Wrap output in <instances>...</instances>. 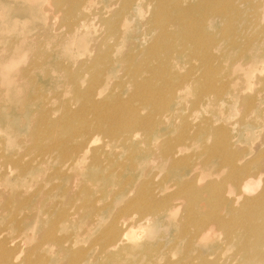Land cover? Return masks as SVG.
<instances>
[{
    "label": "bare ground",
    "instance_id": "obj_1",
    "mask_svg": "<svg viewBox=\"0 0 264 264\" xmlns=\"http://www.w3.org/2000/svg\"><path fill=\"white\" fill-rule=\"evenodd\" d=\"M66 1L69 29L63 37L60 33L61 52L81 47V53L86 54L75 69L67 63L72 56L51 63L52 54L46 52L44 42L40 47L36 40L40 52L37 49L38 53L26 57H22L25 47L9 40L11 44L5 49L6 54L10 48L11 52L0 64L1 82L11 89L22 84L34 87L28 102L42 96L43 84L37 82V76L52 77L59 71L62 81L68 80L66 85L78 105L71 109L70 103L62 101V116L60 113L54 120L44 104L38 109L32 127L36 140L31 148L39 151L35 164L45 167L44 177L34 196H13L19 210L27 209L20 220L23 226L19 227L25 230L21 236L34 234L36 222L32 219L38 218L43 225L47 223L39 226L43 249L61 257L56 264H84L86 249L74 248L75 241L67 242L62 231L84 215H89L85 221L88 227L96 226L101 212L113 208L114 214L95 238L99 255L111 257L126 247L133 250L141 244L145 223L165 217L176 227L174 239L155 242L148 253L147 243L141 244L143 255L136 260L152 263V259L180 258V264H219L208 262L204 256L211 253L203 254L200 246L210 241L215 227H220L225 240L234 241V255L242 257L239 264H264V74L259 76L264 70V0H108L106 8L96 12L90 8L92 0ZM148 8L143 21L147 38L143 35V42L126 44L133 16H142ZM218 17L229 24L215 39L209 29ZM87 19L102 24L105 32L97 36L100 44L89 42L96 36L84 29ZM120 44L122 51L117 50ZM179 56L182 61H178ZM186 57L199 64L188 76L180 77L177 74L186 67ZM21 59L27 65H20ZM116 73L120 75L117 79ZM189 81L200 83L196 95L200 98L193 104L198 109L203 104L217 106L215 117L204 116L194 124L183 114L186 103L176 102V98ZM105 90L107 100H101ZM202 96L210 100H200ZM228 115L234 116V121H227ZM59 120L69 126L68 137L57 136ZM91 130L106 135L102 145H95L96 135ZM39 137L49 142L41 143ZM209 138L213 139L210 143ZM251 138L255 139L249 145L242 143ZM109 146L111 149L106 148ZM144 159L151 171L147 176L142 172L141 178L132 176L131 170ZM210 159L219 167L214 170L215 181L206 167L201 169ZM12 162L23 174L26 166L19 165L17 159ZM84 162V167H101L100 175L90 177L93 183L77 184L67 171L77 165L82 168ZM224 169L226 173L217 178ZM108 180L117 186L112 197L120 196L122 205H115L114 200L102 205L101 193L93 195L92 186L98 181H105L102 193L107 192L111 186ZM10 240L0 239V264H13L10 257L18 251ZM37 249L39 246H29L21 262L49 264V256ZM67 252L69 256L63 260ZM33 253L37 254L29 258Z\"/></svg>",
    "mask_w": 264,
    "mask_h": 264
},
{
    "label": "rangeland",
    "instance_id": "obj_2",
    "mask_svg": "<svg viewBox=\"0 0 264 264\" xmlns=\"http://www.w3.org/2000/svg\"><path fill=\"white\" fill-rule=\"evenodd\" d=\"M31 1L29 2L27 0H0V44H1L0 64H1V59L4 58V55L7 56L11 52V48H10L11 45H10L9 46L10 49L8 50L6 54V49H7L6 46L8 47L7 43L11 44L10 43L11 41L8 42L9 40L19 42L23 45V47H25V49L23 48L22 57H26L30 55L32 56L35 54V52L38 53L37 52L39 50L38 45L41 47V45H43V42H44V45H43L44 49L47 50L46 52L48 54H52V55H49L51 58V61H53L51 63H55L58 60H62V58L64 57H65V60L68 58L71 59V56H72V59L68 60L67 63L72 64L73 66L71 65V67L75 69L78 66L79 61L81 59L83 60L85 59L86 54L81 53L82 52L81 47L78 51H76L77 49L76 47H75L76 49L74 47H71L70 51H67V53L64 51H62L63 53L61 52L60 43H61L62 37L66 35V30L68 32V29H69L68 28L69 26L66 24V21H67L66 10L68 7L66 5L67 1L66 0H61V1L35 0L32 3ZM92 1H93L92 2L93 4L90 6V8L91 10L95 9V12L96 10L98 11L99 8L105 9L106 8L105 6L108 5V0H92ZM119 1L120 0H117V3H119ZM225 1L226 0H219V3H223ZM145 10L146 11L142 14V16L141 14H139V17L133 16V19L131 21V26H130L131 29H129L128 37L125 39L126 44L132 41L134 42L144 41L143 35L144 37L146 35L144 34L145 29H144L143 21L147 17L150 11V8L145 9ZM248 10L255 12V13L257 11L260 12L259 8H257V11L254 10L253 8H250ZM46 12H48L47 15H46ZM65 17H66V20H65ZM214 20L216 23H214L213 27L209 29V32L214 35L215 39H218V37L220 36L221 29L222 28L225 29L226 25H228L229 22L225 23V21L220 19L219 17ZM86 22L88 24L87 26L84 27V29L86 28L87 31L89 30L88 32L92 35V37L96 36L94 42H92V40L89 42L94 43V44L95 43L100 44L99 40L101 39L98 40L99 37L97 36L103 30L102 24L97 19H87ZM251 32L252 31H250L249 33ZM256 32L257 30L252 32L251 34H255ZM60 33L62 37L60 36ZM102 34L103 32L99 36H102ZM56 35L57 37H55ZM26 36H29V37L26 38ZM48 36H49V39H48ZM35 40L37 41L38 45L37 43H35ZM55 41L56 43H54ZM51 42L55 44L54 46L57 49L53 46ZM108 42L112 43L111 40L110 41L108 40ZM50 45L52 49L54 48L53 50L51 48H48V46L50 47ZM1 47L4 49L6 48V49L4 50ZM48 49H49V52H48ZM121 49L124 50L123 44H120L117 50L120 51ZM54 50H55V53H53ZM50 58L49 60L47 59L49 62H50ZM182 59L183 58L179 56L178 61L179 60L182 61ZM186 60H187L186 67L181 68L179 70V73L177 74L180 77L188 76L191 73V71L194 70L199 64L198 61L189 59L188 57H186ZM71 61L72 63H70ZM19 64L27 65V61H23V59H21ZM75 64H77V66ZM220 64L221 65L219 66L221 68L222 63L220 62ZM225 64L226 63H224V65ZM0 69H1V65H0ZM56 74L57 75H53L52 77L37 76V79H39V81L37 82L38 83L40 82L39 84H43L41 88L42 96H39L38 98L36 97L35 99L28 102L27 101L28 98H30L34 94V91H33L34 87H31V86L27 87L26 85L22 84L19 88L16 87V89L15 88L11 89L8 84L1 82L2 72H0V77H1L0 78V90L3 89L0 92V163L2 162L5 163L4 167L0 166V239H6V238L11 239L10 243L12 245L17 244L15 246V249L18 252L14 255H18V257L14 258L13 257L14 255L10 257V261L13 264H23V262H21V259L26 255V252L29 246H39V249H37L38 253L47 254L49 256V264H56L58 263V261L61 260V257L57 255V253H51L50 250H46L45 252V250L43 249L41 237L39 236V232H40L39 226L40 224H42L40 219L38 218L32 219L34 220V222H36V226H35L34 234L31 235V237L24 238L21 236L23 235L22 232H25V230H22L20 228L23 226V223L20 222V220L23 218L27 209L19 210V207L14 202L15 199L13 198V196H15L16 194H21L22 197L24 195H27V193L34 196L39 184L43 183L44 176H43L42 171H44L45 167L38 166L37 164H35L36 160L39 158V155H38L39 151L37 149L31 148V146H33L34 144V140H36V138H34V136L32 135V127L34 125L33 122H35V119H36L35 117H37L36 115L39 113L40 109H42L43 104L47 108H49L50 113L53 114L52 116L50 115L51 120L56 119L55 116H57L58 118L59 116L58 114L61 113V108L59 106L62 101L66 103H70L68 105L69 107H71V109L72 108L74 109V107L77 108L78 106V105L77 106L75 105L77 103H75L73 100V97H74L73 92L69 90V85H66L68 80L63 79L65 82V86H64V82L62 81L63 74H60L59 71H57ZM263 74H264V70L259 74V76ZM119 76L120 75L117 74V76H115V79H117V77L119 78ZM174 82L178 83L179 80L175 79ZM186 84L184 87H182V93L176 98V102L185 101L186 108H184L182 112L183 114L187 116V119H189L191 122L195 124V123H199L201 118L204 116H209L210 118L212 116L215 117L216 112H217V106L203 104L198 109L197 106L193 104L194 101H198V99L200 98V97H196L198 93L197 90H198L200 83L196 84V83L191 82L187 85ZM84 87L85 85L82 88ZM29 93H31V95H29ZM10 97H11V100L13 97H16V98H13V102H11ZM18 98H19V101H18ZM99 98L101 100H107V91L106 90L103 91ZM96 100L101 101L99 99H96ZM200 100H210V98H208L207 96H202ZM14 101L16 102V104ZM58 108H59V111H58ZM60 116H62V113L60 114ZM225 118L227 119V121H232L233 119L231 120V118H235V117L232 115H228ZM59 122L60 120L56 122L58 123V125L57 124L56 125L60 126V130L57 131V136H60L61 138L62 137L65 138L66 136L68 137L69 126L67 125L66 122H61V123ZM82 125L83 124L79 123L80 127H82ZM90 133H95L96 135V141H95L96 146L102 145V143L107 139L106 135L103 133L99 134L93 130H91ZM43 138L39 137L38 140H41L40 141L41 143L49 142L48 138L47 140ZM254 139L253 138L245 139V141H243L242 143L249 145L250 143L253 142ZM212 140L213 139L209 138L208 143L212 142ZM106 148L111 149L110 146ZM198 148L199 146L197 147V149ZM119 158L122 159V155ZM201 158L202 156L199 158V162H201ZM14 159L18 160L19 165L26 166L23 174L20 172L22 171L21 168L12 162ZM84 164L86 165V163L84 162L82 168L80 167V165H77L67 171L68 175L75 177V178L71 177V180L75 181L77 184H79L80 182L81 183H93L94 181H92L90 177L93 174H95V176L100 175L101 170H98V169H101V167H97V168L84 167ZM148 166L149 165L147 161L144 159L142 163L138 166V168H136L135 170H131L132 176L135 175L141 178L143 176L144 171L147 176V174L149 173V170L151 171V166H149L148 169L146 168ZM78 167H80L81 169H79ZM203 167H206L208 171L212 173L210 175V178H212L215 181L214 170L219 167L216 162L214 163V159L212 160L210 159L208 162V165L203 164L201 166V169ZM160 169L161 168H159V170ZM225 173H226V170L224 169L223 171L219 173L217 178L221 179ZM62 181L65 183L69 182V180L67 181L66 179ZM108 182L110 183L111 186L108 188V191L105 192L104 194L102 193L103 188L107 186L105 185V181L96 182V185L94 184L92 186L94 190L93 195L99 196L101 193V197L99 198V201H100V204L102 205L112 200L115 201V205H118V206L122 205L123 201L121 200L120 196L116 195L114 198L112 197V191H115L117 186L113 184L112 180H108ZM5 197L9 199L7 200L5 199ZM101 213H102L100 216L101 218L97 220L98 222L96 223V226L89 225L88 227V221L86 224H85V221L89 219L88 218L89 215L88 216L84 215L83 217H79V222L67 224L65 228L66 230L62 231L64 232V234L66 233V236L68 237V239L66 240L67 242L69 239L70 240L73 239L75 241L74 248L81 247L84 251L86 249L87 251L86 260L87 261H85L84 264H115V263L117 264H166V263L180 264L181 262L180 258L152 259V263L148 259H145V260L135 259L137 257H140V255H143L141 251L142 249L144 250V247H142L141 244L147 243L146 245L148 246L147 247L148 249L146 248L147 250H145L146 251L145 253H148L151 250L150 245L152 247L155 242L165 241V243H167L166 241L170 239H174L173 235H174V231L176 230V227L174 223L171 221V219L169 220L168 218L166 219L165 217L164 218L159 217L157 218V220L153 222H152L153 219L151 221L147 220L149 222L145 223L146 230L143 231L145 235L142 232V236L143 235L144 236L141 237V240H140L141 244L134 248L136 251L134 249L130 251L129 248L126 247L124 250H122L123 253L120 251L116 253L115 255H112L111 257L108 256V254L107 256H105L106 254L104 256L99 255L98 254L99 245H97V241L95 238L99 235V233H101L100 230L102 229V227L105 226L106 223H108L109 221L108 219L112 216V214H114V209L106 208ZM98 217L99 216L97 217L95 216L94 219H97ZM46 224L45 225L42 224L43 227L47 226ZM83 227H85L86 229H84ZM82 228L84 229V233H82V230H83ZM79 232L82 234H80ZM208 239L210 240L208 243H206L203 246H200V250L201 252L203 250V254L211 253L209 256H204L207 258L206 260L208 262L214 263V262L219 261L217 262L219 264H239V262L242 260V257H240L239 255H236V254L234 255L235 247L232 245L234 241L230 242V241L225 240L224 231L222 230V228L215 227L210 238ZM215 243L218 244L217 247ZM45 247H48V246H45ZM196 247H199V246L196 245ZM133 252L136 254H134ZM19 254H21V257ZM36 254L37 253L31 254L29 258H34ZM68 256H69L68 252L65 253L63 260L66 259V257ZM143 257L145 258L146 255ZM230 259L231 260L233 259V260L230 261ZM93 260L95 261V263ZM194 261L195 263H197L196 259ZM246 264H249V263H246Z\"/></svg>",
    "mask_w": 264,
    "mask_h": 264
}]
</instances>
